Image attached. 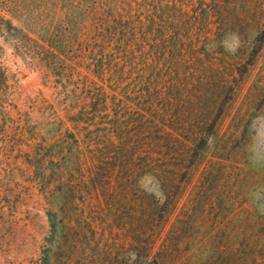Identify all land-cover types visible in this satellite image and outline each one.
Returning a JSON list of instances; mask_svg holds the SVG:
<instances>
[{
  "label": "rangeland",
  "instance_id": "obj_1",
  "mask_svg": "<svg viewBox=\"0 0 264 264\" xmlns=\"http://www.w3.org/2000/svg\"><path fill=\"white\" fill-rule=\"evenodd\" d=\"M87 1L0 0V264H264V0Z\"/></svg>",
  "mask_w": 264,
  "mask_h": 264
},
{
  "label": "trees",
  "instance_id": "obj_2",
  "mask_svg": "<svg viewBox=\"0 0 264 264\" xmlns=\"http://www.w3.org/2000/svg\"><path fill=\"white\" fill-rule=\"evenodd\" d=\"M79 2H80V8H84V6H85V2H88L87 0H79ZM84 10H86V8L84 9Z\"/></svg>",
  "mask_w": 264,
  "mask_h": 264
}]
</instances>
